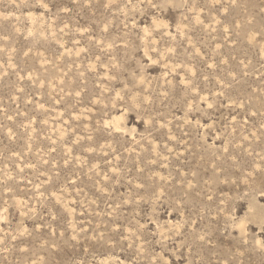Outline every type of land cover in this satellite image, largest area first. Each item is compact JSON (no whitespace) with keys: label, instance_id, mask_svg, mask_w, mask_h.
<instances>
[{"label":"rangeland","instance_id":"rangeland-1","mask_svg":"<svg viewBox=\"0 0 264 264\" xmlns=\"http://www.w3.org/2000/svg\"><path fill=\"white\" fill-rule=\"evenodd\" d=\"M0 264H264V0H0Z\"/></svg>","mask_w":264,"mask_h":264}]
</instances>
